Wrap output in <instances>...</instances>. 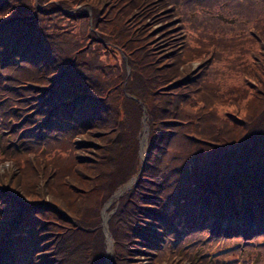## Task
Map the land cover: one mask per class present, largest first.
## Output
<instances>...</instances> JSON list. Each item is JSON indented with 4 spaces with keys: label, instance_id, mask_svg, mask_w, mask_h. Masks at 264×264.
<instances>
[{
    "label": "trees",
    "instance_id": "obj_1",
    "mask_svg": "<svg viewBox=\"0 0 264 264\" xmlns=\"http://www.w3.org/2000/svg\"><path fill=\"white\" fill-rule=\"evenodd\" d=\"M210 263L264 264V0H0V264Z\"/></svg>",
    "mask_w": 264,
    "mask_h": 264
},
{
    "label": "rangeland",
    "instance_id": "obj_2",
    "mask_svg": "<svg viewBox=\"0 0 264 264\" xmlns=\"http://www.w3.org/2000/svg\"><path fill=\"white\" fill-rule=\"evenodd\" d=\"M141 129L142 130H141V132H139V138H138V143H139L138 156H139L140 160H142L144 158L145 140H146V135H147L145 123L143 124V127ZM142 132H144V134H142ZM143 135L145 136L144 137L145 139H144V145H143V154L141 155V146H142L141 142H142ZM4 167H7V164H4L3 166H1V169L4 168ZM134 180H135V176H132L131 178H129V180L126 183H124L121 187H119L117 190H115L113 192V194L108 198V200L103 204V206L101 207V209L99 211L101 224H102V230H103V233L105 235L106 245H107V239L109 237L106 221L108 219V215L113 212V210L108 211V206L110 205L111 202L116 200L125 190H127L131 186V184L134 182ZM123 188H125V189L123 190ZM117 192H119V194H118V196L116 198H114V195ZM103 212L106 215V219H104L103 216H102ZM104 226H105V228H104ZM110 241H111V238H110ZM111 245H112V241H111ZM111 245H110V248H111ZM107 249H108V245H107ZM110 251L111 250L107 251V253H110ZM210 264H213V263H210Z\"/></svg>",
    "mask_w": 264,
    "mask_h": 264
},
{
    "label": "bare ground",
    "instance_id": "obj_3",
    "mask_svg": "<svg viewBox=\"0 0 264 264\" xmlns=\"http://www.w3.org/2000/svg\"><path fill=\"white\" fill-rule=\"evenodd\" d=\"M142 134H144V132H142ZM145 136L143 135V137H142V142H141V155L143 154V145H144V138ZM120 192V191H119ZM119 192H117L115 195H114V198H116L117 196H118V194H119ZM102 216H103V218L104 219H106V215H105V213L103 212L102 213ZM107 245H108V251L110 250V245H111V241H110V238L108 237V239H107Z\"/></svg>",
    "mask_w": 264,
    "mask_h": 264
},
{
    "label": "water",
    "instance_id": "obj_4",
    "mask_svg": "<svg viewBox=\"0 0 264 264\" xmlns=\"http://www.w3.org/2000/svg\"><path fill=\"white\" fill-rule=\"evenodd\" d=\"M125 188H123V190H124ZM104 228H105V226H104Z\"/></svg>",
    "mask_w": 264,
    "mask_h": 264
}]
</instances>
